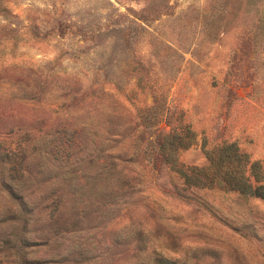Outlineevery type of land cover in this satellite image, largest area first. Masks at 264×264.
I'll list each match as a JSON object with an SVG mask.
<instances>
[{
  "label": "rangeland",
  "instance_id": "374dc122",
  "mask_svg": "<svg viewBox=\"0 0 264 264\" xmlns=\"http://www.w3.org/2000/svg\"><path fill=\"white\" fill-rule=\"evenodd\" d=\"M249 183L264 0H0V264H264Z\"/></svg>",
  "mask_w": 264,
  "mask_h": 264
},
{
  "label": "trees",
  "instance_id": "16d2710c",
  "mask_svg": "<svg viewBox=\"0 0 264 264\" xmlns=\"http://www.w3.org/2000/svg\"><path fill=\"white\" fill-rule=\"evenodd\" d=\"M261 186L257 185L254 187L253 184H248L246 185V188L244 190V193H253L254 191V194L253 195H257V196H263L264 194H262L261 192H259V189H260ZM248 188V190H246Z\"/></svg>",
  "mask_w": 264,
  "mask_h": 264
}]
</instances>
